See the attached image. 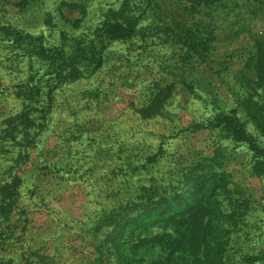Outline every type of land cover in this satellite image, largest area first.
<instances>
[{
	"label": "rangeland",
	"instance_id": "374dc122",
	"mask_svg": "<svg viewBox=\"0 0 264 264\" xmlns=\"http://www.w3.org/2000/svg\"><path fill=\"white\" fill-rule=\"evenodd\" d=\"M125 1L0 0V12L14 28L44 35L47 43L57 44L62 36L85 38L91 43L105 14ZM128 1L132 9L141 6L140 0ZM155 1L166 3L196 32L204 44L203 54L186 55L184 47L164 30L166 21L161 22L162 17L148 7L144 17L138 19L135 36L104 48L105 62L97 72L88 70L86 77L58 87L49 127L35 147L28 149V158L14 168L27 179L20 190L19 210L14 217L16 221L27 218L20 223L24 228L21 245L25 249H39L48 256V264H129L120 245L124 242L123 232L131 226L142 228L153 219L168 220L175 214L186 213L188 208L198 210L210 194L194 188L185 190V184H178L182 191L178 187L169 190L182 193L179 198L123 217L115 227L103 228L98 234L90 231L94 215L90 219L88 215L120 204L126 198L122 188L132 193L148 185L151 189L146 196H156V190L166 183L156 179L168 180L171 173L179 178L177 170L212 157L216 147L223 151L224 171L242 188V199L258 208L247 221L256 224L263 210L260 205L264 204V181L250 173V153L245 146L224 138L220 131L206 127L205 121L227 111L235 114L249 135L260 144L263 142L264 136L254 124L251 110H264V0L200 2L191 11L181 9L184 3L188 4L187 0ZM65 2L79 7H67ZM143 4L147 7V0ZM61 13L71 21L81 20L80 27L72 29V25H65ZM83 49L85 53L92 51L88 46ZM19 52L22 50L5 47L4 57L0 58H7L3 64L6 69H0V118L22 108L14 85L28 71L29 61ZM170 85L172 95L164 109L151 117L143 116L140 110L151 102L152 92ZM75 130H81L83 138L72 142ZM104 134L116 136V142L108 144L109 158L91 147V141L99 142ZM133 143L149 152L163 147L165 159L160 170L173 171L135 177L130 184L124 183L116 177L119 163L115 156L120 144L130 148ZM65 147L72 148L73 167H62V171L49 167ZM152 178L155 180L150 181ZM131 193L128 191L127 196ZM217 198L222 212H229L231 196L219 191ZM109 234V259L101 261L99 257H105L107 252L100 246ZM250 234L247 242L243 243V237L239 241L245 244L244 252L264 253V234L254 229ZM145 236L150 237L147 233ZM129 262L132 264L131 259Z\"/></svg>",
	"mask_w": 264,
	"mask_h": 264
},
{
	"label": "trees",
	"instance_id": "16d2710c",
	"mask_svg": "<svg viewBox=\"0 0 264 264\" xmlns=\"http://www.w3.org/2000/svg\"><path fill=\"white\" fill-rule=\"evenodd\" d=\"M214 1L187 0L188 4L184 3L181 9L191 11L200 2ZM125 2L119 8H112L105 14L94 31L91 43H87L85 38L71 39L68 36H62L57 44L47 43L44 35L14 28L5 21L0 12V58L4 57L2 53L6 47L15 51L21 49L20 55L29 61L28 71L23 73L24 77L14 85V93L21 101L22 108L15 112L10 111L4 118H0V264H48V256L42 254L39 249L29 247L25 249L21 245L24 241L22 237L24 228L20 223H25L27 218L23 216L25 218L16 221L14 217L19 210L20 190L27 179L15 172L14 168L28 158V149L35 147L41 134L49 127L54 94L58 87L86 77L85 72L88 70L91 73L97 72L105 62L104 48L112 42L135 36L138 19L144 17L143 14L148 7H151V11L157 16L162 17L161 22L166 21L164 30L169 31L173 39L184 47L186 55L195 57L204 52V44L196 32L175 12L173 13L166 3L163 5L155 0H147L146 7L143 0H140L141 6L132 9L131 2L128 0ZM28 4L27 1L24 6ZM64 5L73 8L78 6L66 2ZM61 17L65 25H72V29L81 25V20L71 21L63 13ZM5 42H8V46ZM86 46L92 48L91 53L84 52L83 48ZM6 61L7 58L2 61L0 59V69H6L3 66ZM172 90L171 85L162 89L157 88L152 92L151 102L140 110L141 114L151 117L162 111L172 95ZM251 111L254 124L264 136V110L253 107ZM228 113L222 111L208 118L205 121L206 127L212 131H220L224 138L245 146L251 156L250 173L264 181V139L260 144L246 132L235 114ZM115 137L104 134L99 142L92 138L89 141L92 140L91 147H95L93 148L95 151L105 153L109 158L108 144L116 142ZM80 138H83L82 131L75 130L72 142ZM62 150L48 165L54 170L62 171V167L68 169L73 167L72 148L65 147ZM117 151L119 154L115 157L119 166L115 174L117 178L124 180V183L130 184L135 177L152 176L155 173L166 175L173 171L160 170L165 159L163 147L155 152H149L139 143H133L130 148L120 144ZM223 158L222 149L216 147L212 157L196 166L181 167L177 170L179 178L175 173H171L168 180L165 177L156 179L160 183L166 180V183L161 184L154 197L146 196L151 189L148 185L140 186L132 193L131 190L120 189L125 192L118 193L126 197L120 204L109 210L103 209L101 212L88 215L89 219L94 215L90 231L98 234L103 228H113L121 218L134 216L144 208L152 210V207L158 208L163 203L169 204L174 197L179 198L182 195L180 192L173 194V190L169 189H175L178 184H185V190L194 188L207 192L210 194L209 200L206 199L198 210L188 208L186 213L175 214L168 220L153 219L142 228L135 229L131 226L128 232H123L124 242H120L126 261L129 264L130 259L132 264H264L263 252L246 254L245 244L239 243L242 237L243 243L248 241L252 229L264 234V204L260 205L263 210L254 222L256 224L248 222V216L253 215L258 208L242 199V188L221 165ZM182 190L183 188L180 189ZM128 191L131 193L130 196H127ZM219 191H225L231 196L230 210L226 214L222 212L217 198ZM133 194L136 196L133 197ZM44 207L49 206L45 204ZM223 220L227 222L226 225L222 223ZM145 232L150 237L145 236ZM110 235H107L100 246L107 252L105 257H99L101 261L109 259ZM111 240L114 242L115 238ZM234 246L238 249L233 248Z\"/></svg>",
	"mask_w": 264,
	"mask_h": 264
}]
</instances>
